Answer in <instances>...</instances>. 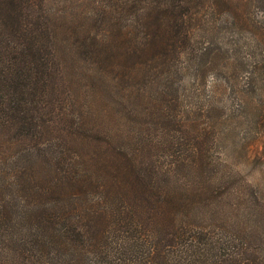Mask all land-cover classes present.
<instances>
[{"label":"trees","instance_id":"trees-1","mask_svg":"<svg viewBox=\"0 0 264 264\" xmlns=\"http://www.w3.org/2000/svg\"><path fill=\"white\" fill-rule=\"evenodd\" d=\"M102 5L73 23L0 0V264H264V197L230 187L181 101L207 51L222 95L263 109L264 0ZM202 27L251 32L252 55L196 49Z\"/></svg>","mask_w":264,"mask_h":264},{"label":"rangeland","instance_id":"rangeland-1","mask_svg":"<svg viewBox=\"0 0 264 264\" xmlns=\"http://www.w3.org/2000/svg\"><path fill=\"white\" fill-rule=\"evenodd\" d=\"M129 0H47V8L50 12L62 16L66 22H77L80 18L91 17L95 13V8L109 6V10H99L98 20L101 12L115 11L121 4L128 3ZM101 7V8H102ZM223 19H225L223 17ZM77 25V23H75ZM254 35L248 31H234L231 28L226 31H215L208 34L206 27L195 32V48L202 49L206 46L210 50L220 43H232L246 49L247 54L252 55L254 46ZM209 43V44H208ZM198 54L194 61H189V67L201 66L204 68L201 73L188 72L185 75L184 89H189L194 93L183 94L181 101L187 106L190 114L187 118L200 123L203 128L213 132L215 142L208 143L211 156L223 160L228 159L231 175V185L235 189H250L258 192V197H264V120L258 119L263 115V109L259 108L260 96L249 94L246 96L247 102L251 106L238 108L239 99L233 94L222 95L219 82L223 80L221 69L222 61L210 64L213 60L207 51ZM201 53V54H202ZM185 61L184 59L182 60ZM233 61V60H230ZM250 61V60H249ZM262 62L264 60H253ZM205 66V67H203ZM258 84H264V73L258 76ZM223 89V88H222ZM104 102L102 108L115 109L114 100L109 93L103 90ZM107 99V100H106ZM264 100V99H261ZM112 103V104H111ZM222 118V119H220ZM220 119V120H219ZM217 122V123H216ZM249 187V188H247ZM261 247L260 245H256ZM264 247V246H263Z\"/></svg>","mask_w":264,"mask_h":264}]
</instances>
